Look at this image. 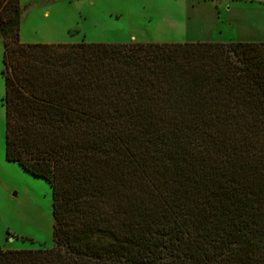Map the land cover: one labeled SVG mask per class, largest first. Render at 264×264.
<instances>
[{"label":"trees","instance_id":"1","mask_svg":"<svg viewBox=\"0 0 264 264\" xmlns=\"http://www.w3.org/2000/svg\"><path fill=\"white\" fill-rule=\"evenodd\" d=\"M0 0L3 154L53 246L0 264H264V41L23 43Z\"/></svg>","mask_w":264,"mask_h":264},{"label":"rangeland","instance_id":"2","mask_svg":"<svg viewBox=\"0 0 264 264\" xmlns=\"http://www.w3.org/2000/svg\"><path fill=\"white\" fill-rule=\"evenodd\" d=\"M19 4L18 38L23 43L264 38V0H19ZM1 57L0 40V71ZM2 95L0 74V247L49 248L51 188L4 159Z\"/></svg>","mask_w":264,"mask_h":264},{"label":"crops","instance_id":"3","mask_svg":"<svg viewBox=\"0 0 264 264\" xmlns=\"http://www.w3.org/2000/svg\"><path fill=\"white\" fill-rule=\"evenodd\" d=\"M237 40H243V41H264V38H256V39L237 38ZM206 41H211V40H206Z\"/></svg>","mask_w":264,"mask_h":264}]
</instances>
